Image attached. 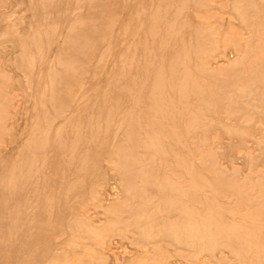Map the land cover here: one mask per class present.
<instances>
[{
  "label": "bare ground",
  "instance_id": "bare-ground-1",
  "mask_svg": "<svg viewBox=\"0 0 264 264\" xmlns=\"http://www.w3.org/2000/svg\"><path fill=\"white\" fill-rule=\"evenodd\" d=\"M0 264H264V0H0Z\"/></svg>",
  "mask_w": 264,
  "mask_h": 264
},
{
  "label": "rangeland",
  "instance_id": "rangeland-1",
  "mask_svg": "<svg viewBox=\"0 0 264 264\" xmlns=\"http://www.w3.org/2000/svg\"><path fill=\"white\" fill-rule=\"evenodd\" d=\"M232 56H233V54H231ZM222 62V60L221 59H218L217 61H216V64H220Z\"/></svg>",
  "mask_w": 264,
  "mask_h": 264
}]
</instances>
